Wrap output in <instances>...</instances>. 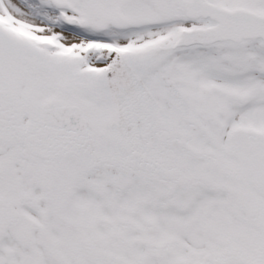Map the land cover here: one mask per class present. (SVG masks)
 I'll return each instance as SVG.
<instances>
[{"label":"snow or ice","instance_id":"1","mask_svg":"<svg viewBox=\"0 0 264 264\" xmlns=\"http://www.w3.org/2000/svg\"><path fill=\"white\" fill-rule=\"evenodd\" d=\"M0 264H264V0H0Z\"/></svg>","mask_w":264,"mask_h":264}]
</instances>
